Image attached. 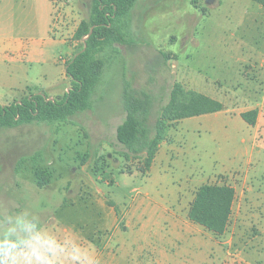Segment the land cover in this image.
Masks as SVG:
<instances>
[{
	"label": "rangeland",
	"instance_id": "obj_1",
	"mask_svg": "<svg viewBox=\"0 0 264 264\" xmlns=\"http://www.w3.org/2000/svg\"><path fill=\"white\" fill-rule=\"evenodd\" d=\"M90 5L0 0V105L35 92L64 95L65 61ZM127 20L128 44L97 54L104 66L89 109L64 122L0 128V264L18 240L17 248L51 245L62 264H264V8L252 0H136ZM124 80L151 94L152 123L175 81L223 110L179 121L141 173L142 160H127L115 137ZM251 110L254 127L235 115ZM34 166L50 184L37 186ZM206 183L235 190L220 236L186 214Z\"/></svg>",
	"mask_w": 264,
	"mask_h": 264
},
{
	"label": "trees",
	"instance_id": "obj_2",
	"mask_svg": "<svg viewBox=\"0 0 264 264\" xmlns=\"http://www.w3.org/2000/svg\"><path fill=\"white\" fill-rule=\"evenodd\" d=\"M264 8V0H252ZM136 0H91L88 17L80 21L74 38L80 41L77 50L65 61V73L70 86L60 99H49L39 92L25 95L20 100L0 105V128H10L23 123L64 122L77 112L91 107V95L97 85L104 61L97 56L105 47L128 44L127 16ZM92 32L88 37L90 29ZM85 46V47H84ZM165 58H168L164 54ZM121 99L125 116L116 126L115 137L125 151L127 159H141V173H148L160 143L166 138L170 127L181 119L217 112L223 104L185 87L175 81L167 102L150 121L151 94L131 87L127 80L122 85ZM247 124L254 125L257 111L240 114ZM37 163L41 157L35 153L29 157ZM86 156H83L85 159ZM25 158H20L22 163ZM36 184L39 187L51 183L49 175L34 166ZM235 190L228 184L206 183L199 186L189 203L187 217L214 235H222L229 224ZM108 204L112 205L111 202Z\"/></svg>",
	"mask_w": 264,
	"mask_h": 264
},
{
	"label": "clouds",
	"instance_id": "obj_3",
	"mask_svg": "<svg viewBox=\"0 0 264 264\" xmlns=\"http://www.w3.org/2000/svg\"><path fill=\"white\" fill-rule=\"evenodd\" d=\"M19 243L18 240L4 247L3 264H62L58 253L51 245L37 244L25 249L17 248ZM9 256L11 260L8 259ZM72 258L79 259V256L73 254ZM89 264H96V262L91 261Z\"/></svg>",
	"mask_w": 264,
	"mask_h": 264
},
{
	"label": "crops",
	"instance_id": "obj_4",
	"mask_svg": "<svg viewBox=\"0 0 264 264\" xmlns=\"http://www.w3.org/2000/svg\"><path fill=\"white\" fill-rule=\"evenodd\" d=\"M223 110V109H222ZM217 112H219V111H217ZM213 113H216V112H213ZM208 114H210V113H208ZM203 115H205V114H203ZM235 115L236 116H238V117H240L239 116V113H235ZM258 115H259V113H258ZM200 116V115H199ZM189 118V117H188ZM241 118V117H240ZM258 118V117H257ZM185 119V118H184ZM181 120H183V119H181ZM181 120H179V121H181ZM179 121H177V122H174L173 123V125L170 127V128H175V126L177 125V123L179 122ZM246 123V122H245ZM249 125V124H248ZM249 126H252V127H254L255 125H249ZM170 130V129H169ZM255 130H256V128H255ZM169 132V131H168ZM256 133H258V131L256 130ZM168 136H169V133L167 134V136H166V138L160 143V145H159V148H158V150L160 149V147H161V145L163 144V143H166V142H168L169 141V138H168ZM158 150H157V152H156V155H157V153H158ZM156 155H155V157H156ZM155 159V158H154ZM154 162V161H153ZM153 164V163H152ZM152 166V165H151ZM151 168V167H150ZM201 186V185H200ZM199 187V186H198ZM197 187V188H198ZM194 191H196V190H194ZM193 196H194V193H193V195H191V197L189 198V200H188V207H189V203L191 202V200L193 199ZM233 204H234V202H233ZM188 207H187V211H186V214H187V212H188ZM175 208V207H174ZM109 209H110V211L112 212V214L113 215H111V214H109V218H108V222H109V225H108V229L107 230H111L112 229V227L114 226V224H115V222L117 221V218L116 217H114L115 215V213H114V210H111V206L109 205ZM170 211V213H171V215H172V217L174 218V216H175V214H176V208L175 209H172V210H169ZM232 213H233V205H232ZM231 213V214H232ZM173 218H172V220H173ZM171 223V222H170Z\"/></svg>",
	"mask_w": 264,
	"mask_h": 264
},
{
	"label": "water",
	"instance_id": "obj_5",
	"mask_svg": "<svg viewBox=\"0 0 264 264\" xmlns=\"http://www.w3.org/2000/svg\"><path fill=\"white\" fill-rule=\"evenodd\" d=\"M205 2H206V3H209V0H205ZM92 28H93V27H91V29H90V31H89V33L87 34L86 37H88V36L90 35V33L92 32ZM84 47H85V46H84ZM49 99H53V98H49Z\"/></svg>",
	"mask_w": 264,
	"mask_h": 264
}]
</instances>
